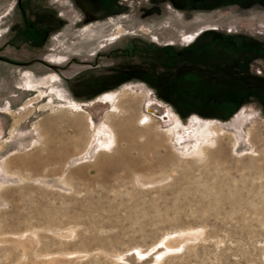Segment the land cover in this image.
Segmentation results:
<instances>
[{
    "label": "rangeland",
    "instance_id": "374dc122",
    "mask_svg": "<svg viewBox=\"0 0 264 264\" xmlns=\"http://www.w3.org/2000/svg\"><path fill=\"white\" fill-rule=\"evenodd\" d=\"M23 5L52 26L0 0V264H264V0Z\"/></svg>",
    "mask_w": 264,
    "mask_h": 264
},
{
    "label": "flooded vegetation",
    "instance_id": "af4514ba",
    "mask_svg": "<svg viewBox=\"0 0 264 264\" xmlns=\"http://www.w3.org/2000/svg\"><path fill=\"white\" fill-rule=\"evenodd\" d=\"M81 1L83 3L89 4L90 7L95 10L94 17H99V18L106 17L109 16L110 13L119 10L120 0H81ZM19 6L21 8L22 23L24 25L22 27V35L24 37L32 38L36 42L40 38L48 36L52 24L44 19V15L42 14V12L46 11V9H43L39 12L38 11L34 12L36 14V18H29L27 15L28 14L27 8L23 5V0H19ZM35 9L36 8H34V11ZM59 15H61V13H59Z\"/></svg>",
    "mask_w": 264,
    "mask_h": 264
},
{
    "label": "bare ground",
    "instance_id": "6f19581e",
    "mask_svg": "<svg viewBox=\"0 0 264 264\" xmlns=\"http://www.w3.org/2000/svg\"><path fill=\"white\" fill-rule=\"evenodd\" d=\"M197 34V33H196ZM195 34H193L192 35V38L193 39H195ZM151 109L154 111V112H156V113H159V114H164V109H163V107L162 106H158V105H153L152 107H151ZM142 118H146V120H147V122H152L153 120H155V118L152 116V115H149V114H147V115H143L142 117H141V119ZM172 119H173V117H171ZM196 119V118H195ZM197 120H194V121H192V124H196V123H198V121L196 122ZM197 125V124H196ZM183 127V126H182ZM187 127V126H186ZM185 129V128H184ZM12 131V130H11ZM215 131H217V130H215ZM12 134V133H11ZM102 142V141H101ZM105 143V142H104ZM103 143V144H104ZM105 146V145H104ZM103 147V146H102ZM164 247H162V248H160V249H158V250H156V252L155 253H153V255L151 256L150 255V257H145L144 256V254H141V253H138V254H134V255H132L133 257H132V260H134V261H136V262H138V263H143V264H157V261H158V258L163 254V251H164Z\"/></svg>",
    "mask_w": 264,
    "mask_h": 264
},
{
    "label": "crops",
    "instance_id": "0c3cea01",
    "mask_svg": "<svg viewBox=\"0 0 264 264\" xmlns=\"http://www.w3.org/2000/svg\"><path fill=\"white\" fill-rule=\"evenodd\" d=\"M197 36H198V35H197ZM195 39H196V36H195ZM195 39H194V40H195ZM194 40H193V41H194ZM193 41H192V42H193ZM32 73H33V72H32ZM33 75H34V74H33ZM52 78H53V77H52ZM73 104H75V105H76L77 103L73 102ZM10 111H11V110H10Z\"/></svg>",
    "mask_w": 264,
    "mask_h": 264
}]
</instances>
